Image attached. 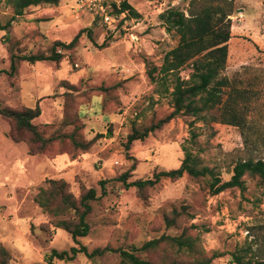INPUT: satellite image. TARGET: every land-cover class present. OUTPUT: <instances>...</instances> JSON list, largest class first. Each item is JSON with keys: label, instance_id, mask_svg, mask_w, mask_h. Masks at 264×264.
<instances>
[{"label": "rangeland", "instance_id": "374dc122", "mask_svg": "<svg viewBox=\"0 0 264 264\" xmlns=\"http://www.w3.org/2000/svg\"><path fill=\"white\" fill-rule=\"evenodd\" d=\"M120 1L59 0L54 6L32 5L9 30H0V108L39 104L42 114L34 123L51 134L63 120L71 98L66 95L65 82L69 81L78 88L70 105L84 123V137L90 140L98 135L88 151H75L67 142L57 141L44 153L30 154L27 143L12 139L11 121L0 114V245L10 252L11 264H50L47 257L52 249L69 251L79 244L90 250L141 245L163 233L178 234L186 226L208 254L226 252L212 264H236L227 252L248 245L253 235L264 238V186L250 177L244 194L233 188L212 195L204 181L187 175L161 180L146 191L145 198L134 186L108 183L106 194L91 202V231L78 238L79 244L69 232L55 226L59 217L34 201L47 178H64L76 196L85 187H94L101 195L102 179L126 171H130V180L147 178L155 170L177 168L185 156L183 145L200 166L215 168L223 179L230 178L234 164L247 156L236 126L198 120L192 126L197 133L193 139V118L185 115L174 117L162 129L126 148L133 122H149L172 110L170 96L157 93L150 82L144 58L160 66L165 53L177 45V36L167 32L160 14L172 6L187 12L190 0H127L141 18L117 15L113 3ZM234 6L224 74L233 77L240 71L243 85L257 87L264 84V0H235ZM12 14L7 0H0V22L6 23ZM84 28L75 48L57 47L64 55L59 62L19 59L48 55L56 40L68 43ZM104 41L108 46H101ZM14 57L17 70L11 75L7 70ZM244 66L250 69L244 70ZM190 72L186 67L181 76L189 78ZM183 204L190 206L193 217L184 216L179 227L167 228L165 216ZM144 256L192 257L167 246ZM55 262L94 264L83 253ZM95 262L119 264L120 257L107 254Z\"/></svg>", "mask_w": 264, "mask_h": 264}, {"label": "trees", "instance_id": "16d2710c", "mask_svg": "<svg viewBox=\"0 0 264 264\" xmlns=\"http://www.w3.org/2000/svg\"><path fill=\"white\" fill-rule=\"evenodd\" d=\"M235 0H190L186 11L179 7H169L160 14V19L167 32H173L177 38L176 46L169 49L161 65H157L148 57L144 58L146 73L150 82L156 85L157 93L168 94L172 110L160 118H152L149 122H133L131 132L127 135L126 148L130 149L136 140H144L150 134L162 129L174 117L185 115L193 118L190 121L191 137L197 133L192 128L198 120L204 122L217 121L236 126L241 133L244 150L247 156L239 159L232 168L230 178L223 179L215 168L200 166L198 158L183 145L185 156L179 167L170 170H155L153 176L130 180V171L121 173L111 179H102L99 184L101 195L96 188H84L79 196L70 190V183L64 178H47L38 187L34 201L53 217H59L55 226L69 232L78 242L79 237L87 236L91 231L88 220L92 212V201L100 199L107 192L108 183L121 182L126 188L136 187L139 194L145 198L146 191L163 179L177 180L184 175L195 181H204L209 193L219 194L227 189L237 188L242 194L247 190V177L256 179L264 186V84L257 87L243 85L240 71L233 77L224 74L229 53L232 19L235 12ZM13 10L6 23L0 22V30H9L13 21L25 13L32 5L59 4V0H7ZM113 11L117 15L125 14L126 18H141L142 14L127 0L113 3ZM86 28L81 29L70 42L56 40L50 54H32L20 56L19 59L31 63L42 60L59 62L63 58L62 50L77 46L80 36ZM102 47L108 46L104 41ZM189 67V78H183L181 71ZM244 70L250 69L244 66ZM17 70L15 57L10 70L13 75ZM68 99L65 114L60 125L47 134L45 129L34 123L42 114L40 105L35 107L22 106L0 108V114L11 121V137L14 141L27 143L30 154L44 153L54 142H67L73 150L88 151L96 142L97 137H84V123L72 108L71 101L74 92L78 93L76 84L66 81ZM114 87L108 88V90ZM216 110V114L212 112ZM210 117V118H209ZM46 125L53 127L54 123ZM71 126L66 130V127ZM190 206L183 204L174 207L165 216L167 228L179 227L184 216L193 217ZM253 235V234H252ZM255 245V247L253 246ZM165 246L183 251L191 255L190 259L179 260L161 257L154 259L144 254L154 253ZM79 253L85 254L96 264V258L107 254L118 253L119 264H212L226 252L213 250L208 254L201 246L198 237L189 233L184 227L178 234L163 233L144 241L141 245L132 244L121 247H96L89 249L86 245L72 246L71 249L58 251L52 249L47 257L50 264H56L55 259L71 260ZM231 261L236 264H264V238L253 235L248 245L237 247L231 252ZM11 254L0 245V264H11Z\"/></svg>", "mask_w": 264, "mask_h": 264}, {"label": "built area", "instance_id": "2783aa9c", "mask_svg": "<svg viewBox=\"0 0 264 264\" xmlns=\"http://www.w3.org/2000/svg\"><path fill=\"white\" fill-rule=\"evenodd\" d=\"M101 8L104 9L103 6H101Z\"/></svg>", "mask_w": 264, "mask_h": 264}]
</instances>
